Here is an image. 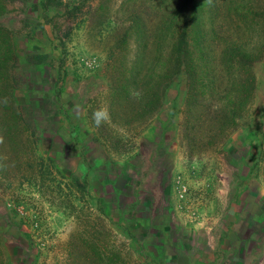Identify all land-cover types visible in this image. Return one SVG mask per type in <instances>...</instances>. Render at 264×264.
<instances>
[{
  "label": "rangeland",
  "instance_id": "rangeland-1",
  "mask_svg": "<svg viewBox=\"0 0 264 264\" xmlns=\"http://www.w3.org/2000/svg\"><path fill=\"white\" fill-rule=\"evenodd\" d=\"M153 1L6 2L0 25L24 79L14 101L32 106L41 137L20 135L12 116L24 111L1 107L0 128L21 139L0 140V264H264L256 0L249 13L247 0L204 7L210 86L190 92L182 72L144 111L146 98L118 92L117 78L141 41L130 18L138 11L150 33ZM224 47L236 51L222 60ZM100 109L108 118L97 126Z\"/></svg>",
  "mask_w": 264,
  "mask_h": 264
},
{
  "label": "trees",
  "instance_id": "trees-1",
  "mask_svg": "<svg viewBox=\"0 0 264 264\" xmlns=\"http://www.w3.org/2000/svg\"><path fill=\"white\" fill-rule=\"evenodd\" d=\"M7 1L0 0V15L5 10ZM250 1L247 0V4L245 3L246 13L250 12L248 7ZM44 4H47V2L44 1ZM213 6H217L215 0H155L146 6V10L152 12H147L149 16L158 17L156 26L153 27L150 33L145 30V24L140 21L142 15L134 10L128 27H134V34L137 38L140 37L139 40L141 41L139 50L129 68L128 77L126 78L122 71L119 72L120 76L126 79L119 80L117 78L120 84L117 86V90L121 89L118 92L133 95L132 97L137 99L140 96L145 97L146 102L142 109L146 111L155 108L164 88L168 86L174 77L182 72L188 77V89L190 92H193L194 88L201 83H206L205 85L209 87V82H211V79L207 78L210 76L209 71L207 70V72L204 69L208 63L206 61H209V57H207L209 51L206 50L205 46L206 38L207 36L209 38L211 32L204 28V20L200 15V11L204 7H209V9L213 10ZM9 32V29L0 25V109L1 107L8 108L10 103H12V108L23 110L24 115L19 118L15 115L14 118L12 116V119L17 120L19 123L16 126H21L20 135L24 133L23 131L30 130L27 139L32 138L34 139L33 142H37L41 137V131L36 132L37 126L32 106L26 104L17 105L14 101L13 89L21 84L24 79L18 66V58L14 53V44L11 41ZM126 34L128 35V33ZM126 34L121 39L122 43L126 40L124 38ZM259 35L264 36V0H256V37L260 38L261 36ZM141 37H143V40ZM261 38L262 40L256 44V49L258 50V52L256 50V58L261 57V52L264 50V37ZM148 50L152 52L150 56L151 66H149V60L146 58ZM235 51V49L231 50L230 47H224L221 50L222 60L228 58L229 52L233 53ZM243 54L249 57L251 53L245 54L244 52ZM199 58L202 59L203 66L199 64ZM158 69H163L161 74L158 72V76L162 75V77L156 79L157 74L155 73ZM251 84L252 82L249 81L248 87ZM205 85H201L202 90L206 88ZM138 86L140 88H137ZM135 88L138 90L137 93ZM38 106L44 108L46 113L48 112V108L43 106L41 101H38ZM4 127L2 124L0 140L6 139L13 147L19 148L17 145L20 143L16 139L20 140L21 137L16 136L14 129H11L9 135L8 130H5ZM57 186L61 193L59 199H69L71 188L68 191H64L59 184ZM102 262L103 260L100 258V263Z\"/></svg>",
  "mask_w": 264,
  "mask_h": 264
},
{
  "label": "clouds",
  "instance_id": "clouds-1",
  "mask_svg": "<svg viewBox=\"0 0 264 264\" xmlns=\"http://www.w3.org/2000/svg\"><path fill=\"white\" fill-rule=\"evenodd\" d=\"M102 112L104 113V119L106 120L108 118L107 110L106 109H100V110H98L97 113H94V115H93V119L95 120V123H96L97 126H100V124L102 122H104V120H102L100 118V115H101Z\"/></svg>",
  "mask_w": 264,
  "mask_h": 264
}]
</instances>
